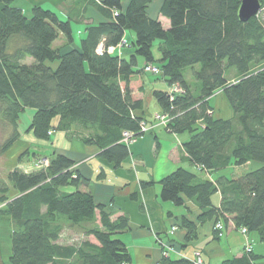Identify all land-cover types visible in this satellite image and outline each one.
Returning <instances> with one entry per match:
<instances>
[{"label":"trees","instance_id":"16d2710c","mask_svg":"<svg viewBox=\"0 0 264 264\" xmlns=\"http://www.w3.org/2000/svg\"><path fill=\"white\" fill-rule=\"evenodd\" d=\"M81 1L103 19L87 23L76 43L71 17L62 19L39 4H33L27 16L12 0H0V123L8 127L0 155L20 136V113L32 108L26 131L35 138L49 139L53 132H63L95 147L97 156L114 168L120 167L130 155L123 133L130 134L129 140L137 139L144 135L141 123H149L143 99L134 96L131 82L144 72L159 74L168 89L153 88L151 95L166 117L163 127L170 133L188 134L182 150L195 168L180 166L162 177L159 199L177 207L189 200L199 209V224L219 222L223 231L230 226L245 228L264 241V21L260 15L241 21L240 0H162L159 13L169 20L164 28L147 12L153 0H128L126 5L121 0ZM259 2L261 10L264 0ZM127 30L133 32L130 42L124 39ZM59 35L66 39L63 49L53 46ZM155 41L159 58L152 53ZM120 44L131 48L128 57L116 50L108 52ZM188 67L197 82L196 95L184 77ZM220 91L233 110L230 119L214 117L209 99ZM75 164L68 155L52 152L44 165L39 161L28 171L13 168L7 183L0 181V216H7L12 228L8 261L0 259V264H132L119 237L128 229V217L113 218L105 204L96 202L86 190L90 179ZM201 173L212 178H202ZM154 183L141 181L140 187ZM130 197L135 199L136 192ZM58 216L81 235L75 243L59 242ZM179 220L184 240L196 239L195 222L185 215ZM214 236L221 237L215 229ZM259 257L252 248H243L240 255L221 264H256ZM159 263L191 264L169 254Z\"/></svg>","mask_w":264,"mask_h":264},{"label":"crops","instance_id":"0c3cea01","mask_svg":"<svg viewBox=\"0 0 264 264\" xmlns=\"http://www.w3.org/2000/svg\"><path fill=\"white\" fill-rule=\"evenodd\" d=\"M78 2L81 4L79 14H74L70 10L59 14L66 19L75 17L76 21L84 26L87 23L102 21L103 16L97 10L94 21L89 19L84 14L85 7L88 5L81 0ZM121 2L126 5L128 0H121ZM161 3L162 0H153L148 5L147 12L152 18H157L164 28H168L169 20L159 13ZM34 4L40 3L36 1ZM75 29L80 35L83 33L80 27L75 26ZM73 30L72 27V33ZM124 39L127 40L126 32ZM131 87L134 96L143 99L140 94L145 92V88L141 77L134 78ZM140 88L143 90L142 93ZM146 112L147 106H144L145 118ZM160 114V108L156 106L153 115L147 117V120L150 122L152 117ZM182 142L183 139L178 134L168 132L163 126H157L151 133L138 137L129 145L130 155L118 168L99 158L95 147L86 146L81 141L77 145L79 153L75 152V154L73 150H59L72 158L76 163L75 168L90 179L86 190L92 193L96 202L105 204L107 208L110 207L113 218L121 214L128 217L129 227L119 237L130 252L132 264H160L162 253L168 245L176 249V252H169L173 258H184L191 262L194 252L197 251L201 254L204 264H221L228 255H240L248 244L254 250L249 234H242L233 226L225 228L221 237L216 239L213 222L206 221L199 224L197 221L199 209L191 201L186 200L184 206L177 207L159 199L158 181L177 167L188 168L189 162L182 150ZM130 159H133L135 163L133 166ZM200 176L208 177L204 173ZM209 178H211L210 175ZM148 180H153L155 183L150 187L141 188L140 182ZM134 192H136V198L132 199L130 195ZM182 215L194 221L197 227V238L189 242L184 240L185 230L179 225V218ZM172 226L176 229L174 233L169 234Z\"/></svg>","mask_w":264,"mask_h":264},{"label":"rangeland","instance_id":"374dc122","mask_svg":"<svg viewBox=\"0 0 264 264\" xmlns=\"http://www.w3.org/2000/svg\"><path fill=\"white\" fill-rule=\"evenodd\" d=\"M36 1H38L43 8L45 9H51L55 11L56 13H66L72 11L74 14H79L80 12V6L81 4L78 2V0H61V1H56V0H12V5L21 7L23 9V12L29 16L30 15V8L32 4H34ZM100 1V0H96ZM83 11V10H82ZM71 12V13H72ZM95 12L96 9L91 6L85 7L84 14L91 20L94 21L95 18ZM60 15V14H59ZM260 15L262 20L264 21V8H261V10L256 14ZM62 19H66L65 17L61 16ZM75 26L80 27V29H84V25L81 24L80 22L76 21V18L74 17L71 20V27H73V37L75 39L76 43H79V38H80V33L77 32L75 29ZM81 32V31H80ZM127 34V41H131L130 38L133 36V32L130 30L126 31ZM66 39L64 36L59 35V37L54 41L53 46L54 47H59V48H65L66 47ZM117 51L119 54H123V56L128 57L131 48L126 45V44H120L117 46V48H114L112 52ZM152 53L154 58H159L160 55L157 51V41L154 42L153 47H152ZM138 66L141 64V58L138 57ZM55 63L53 64V66ZM197 67V65H195ZM234 72V70H229L228 73ZM184 77L191 86L192 92L196 95V87H197V82L193 78L192 75V70L190 67L185 68L184 71ZM229 77V74H227ZM232 75V74H230ZM141 80L144 83V88L145 92L143 94H140L143 98V103L144 106H147V112H146V118L149 116L153 115V112L156 110L157 103L155 99L151 95L152 89H158V90H167L168 86L160 78L159 74H153L150 72H144L141 73ZM209 103L211 107L213 108L214 111V117L216 118H223V119H230L234 116L233 110L230 107L225 95L220 91L214 93L210 99ZM34 112V109L32 108H25L24 111H22L19 115L18 119V131L20 133V136L17 141L11 145V147L4 152L2 155H0V181L1 182H6L7 183V174L8 172L13 169V168H20L24 171H28L36 167V165L39 163V161L44 165L47 161L48 158L50 157V154L52 152H57L60 149H65V150H73L74 153L78 152L79 149H77V145L79 144L78 138H67L63 132L60 131H55L50 135L49 139H37L35 138L30 132H27L26 129L30 123L32 114ZM160 116L159 118H153L152 120L147 124V128L144 134L146 133H151L152 129L157 127V126H163L164 124L162 121H164L166 118L162 119ZM8 127L0 123V142L4 138L5 134L7 133ZM180 138L183 139V141L188 139V134H180ZM135 139L130 140L129 145H131ZM33 152H35L36 158L33 157ZM76 154V153H75ZM76 157V156H75ZM39 158V159H38ZM130 163L133 166L135 163L133 159H130ZM255 165V164H254ZM250 164L249 166H254ZM189 169H193L190 164L188 165ZM229 169H226L224 173L229 174ZM206 174V173H204ZM102 176V174H100ZM99 175V176H100ZM98 176V177H99ZM205 176V175H204ZM206 176L209 177V175L206 174ZM211 176V175H210ZM212 178V176H211ZM14 191L10 190L9 194H13ZM217 195L213 196V201H217ZM110 208V207H109ZM56 222L58 225H61V235L59 238V242L63 244H71L75 243L78 239L81 238V235L79 234L78 231L74 230L72 227H70L66 220L58 216ZM129 227V226H128ZM175 227V226H172ZM170 228V231L168 232L169 234L174 233L175 229ZM11 222L7 216L1 215L0 216V259L4 261H8V255L10 253V232H11ZM252 246H253V251L255 253H258L261 255L259 259L256 260V264H264V241H261L258 239V236L255 232H249L248 233ZM251 246L250 244H248ZM164 250V247H163ZM191 250V248H190ZM244 250H246V246L244 247ZM189 251V250H188ZM169 252H176V249L172 245H168L166 249L163 251V255H168ZM197 252V251H196ZM196 252H194V257L193 260L191 261V264H194L196 260L198 261V257L202 260L203 258L201 257V254L199 253L198 256H196ZM233 256V254L226 256L227 258ZM162 258V257H161ZM215 262V260H214Z\"/></svg>","mask_w":264,"mask_h":264},{"label":"built area","instance_id":"2783aa9c","mask_svg":"<svg viewBox=\"0 0 264 264\" xmlns=\"http://www.w3.org/2000/svg\"><path fill=\"white\" fill-rule=\"evenodd\" d=\"M113 49H114V47H109L108 48V52H112ZM97 51L99 53H101L102 52V47H99L97 49ZM146 69L147 70H150L152 72H157V69L155 67H147ZM172 90L173 91H178L179 89L176 88V87L175 88L173 87ZM160 116H163V117H161L162 119L166 118L164 115H156L155 118H159ZM162 123L163 124L166 123V119L164 121H162ZM146 128H147V124L146 123H141V131L142 132H145ZM129 137H130V134L129 133H127V132H124L123 133V141L124 142H130ZM172 229H175V227H172ZM213 229H215L218 232V236H221L222 235L223 226H222L221 223H219V222L215 223L214 226H213ZM239 231L242 234H246V229L245 228H241V229H239ZM250 249H251V247L249 245H247L246 246V251H249ZM195 254H196V256L199 255L198 252H196ZM194 264H202V260L198 257V261L196 260V262Z\"/></svg>","mask_w":264,"mask_h":264},{"label":"water","instance_id":"95a60500","mask_svg":"<svg viewBox=\"0 0 264 264\" xmlns=\"http://www.w3.org/2000/svg\"><path fill=\"white\" fill-rule=\"evenodd\" d=\"M260 11L259 0H240L238 16L241 21H246Z\"/></svg>","mask_w":264,"mask_h":264}]
</instances>
